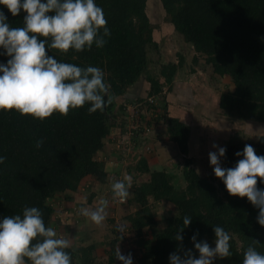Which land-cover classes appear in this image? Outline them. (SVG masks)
<instances>
[{
	"label": "trees",
	"instance_id": "16d2710c",
	"mask_svg": "<svg viewBox=\"0 0 264 264\" xmlns=\"http://www.w3.org/2000/svg\"><path fill=\"white\" fill-rule=\"evenodd\" d=\"M148 1L95 0L105 13L111 33L106 37L107 43L103 48L93 45L91 50L77 53L70 49L68 53H61L48 49L46 45L47 54L59 62L102 69L105 82L110 85L104 111L90 113L86 104L70 110L66 117L53 113L40 121L15 111L0 110V156L6 157L0 164V221L5 216L22 215L25 206L37 207L46 227H49L54 215L51 201L67 191L75 192L86 177H92L99 183L106 181L104 164L95 157L102 150L110 129L116 126L118 114L122 113L123 109L115 113V99L144 77L149 62L147 48L156 46L152 40L153 27L145 12ZM159 1L175 34L190 44L196 54L204 55L214 75L228 77L233 84L231 91L220 94L219 108L229 117L264 124V0ZM0 12L7 17L10 27L23 26L26 16L23 10L13 17L7 8L0 5ZM2 53L3 49H0V64H6L9 57ZM196 61L194 59L193 62ZM176 69V65L162 68L160 76L163 83L147 76V95L156 98L163 84L170 87ZM145 108L147 111L142 110L141 113L139 110L134 119L143 122L150 130L154 127L152 122L157 121L158 127L164 126L165 133L179 153L186 156L189 126L165 114L156 113L155 117L148 103ZM143 127L139 125L137 132L125 127L122 133V137L127 138L125 144L118 143L122 137L115 140V151L122 159H127L135 140L145 136ZM41 138L43 146L37 149L35 143ZM246 144H250L258 156H264V136H261L256 142L226 147L222 167L234 168L243 159L242 155L237 157L235 154L242 153ZM190 164V160L185 158L181 176L184 188L177 190L174 186L176 177L163 170L150 171L145 160H140L137 170L148 174L149 180L135 187L132 200L125 202L136 207V211L126 218L129 227L118 231V234L115 228L112 229V233H116L114 243L119 242L116 244L119 248L124 234H134L139 254L134 253L133 256L131 251L122 253H131L135 259L133 264H169V255L177 250L176 233L184 227V216H190L191 223L182 232L183 246L193 249L194 255L198 256V253H195L191 237L198 233V241L207 240L211 245L210 242L215 240L213 227L218 225L232 237V255L217 259L214 264H243V251L252 245V240L259 242L254 246L264 254V227L256 219L259 210L246 197L230 196L222 180L197 175ZM257 188L264 190V182L258 180ZM159 202L171 204L175 210V215H168L162 229L158 228L153 212V204ZM145 228L149 230V237L143 234ZM92 250L93 246L79 254L70 249L66 251L71 255V264L77 257L79 264H90ZM115 256L114 253L108 257V264L119 262Z\"/></svg>",
	"mask_w": 264,
	"mask_h": 264
},
{
	"label": "clouds",
	"instance_id": "9594fccd",
	"mask_svg": "<svg viewBox=\"0 0 264 264\" xmlns=\"http://www.w3.org/2000/svg\"><path fill=\"white\" fill-rule=\"evenodd\" d=\"M0 5L16 17L21 10L26 13L23 26L10 27L7 17L0 12V49L9 57L6 64H0V110L15 111L21 116H31L43 121L53 113L66 117L70 110L89 105L88 111H104L107 106L109 88L102 69L94 66L79 67L73 63L59 62L46 52L48 49L68 53L103 48L106 37L111 35L103 9L95 0H0ZM49 13H53L49 15ZM106 98V99H105ZM252 131L250 124H245ZM43 138L35 147L43 146ZM218 151L209 152V163L214 176L222 180L230 196L247 198L259 210L257 223L264 227V190L257 188V181L264 182V156H258L255 149L246 144L243 156L234 168H223L221 158L226 148L213 144ZM6 157L0 156V164ZM125 181L127 183H125ZM132 177L112 184L114 198L125 203L130 195ZM109 201L101 199L94 210L81 208V215L94 224L104 223ZM191 223L190 216H184V227ZM176 233L177 250L169 255V264H214L217 259L232 255L231 235L221 226L213 227L215 246L207 240L191 237L193 249L183 246L182 232ZM252 240L243 251V264H264V254L257 251ZM70 238L58 236L52 227H46L42 212L37 207L25 206L22 215L5 216L0 221V264H71L67 249ZM116 259L120 264H133L131 253L124 255L119 248Z\"/></svg>",
	"mask_w": 264,
	"mask_h": 264
},
{
	"label": "crops",
	"instance_id": "0c3cea01",
	"mask_svg": "<svg viewBox=\"0 0 264 264\" xmlns=\"http://www.w3.org/2000/svg\"><path fill=\"white\" fill-rule=\"evenodd\" d=\"M172 32H174V29L171 31V33ZM171 35L176 37V41L179 44L184 43L181 37H178L176 34ZM152 36H154L153 31ZM184 44L186 45V43ZM148 90L149 84L145 79L140 78L134 85L130 86L126 90L124 95L115 99V113H119L118 111L124 109L126 105H131L135 100L147 95ZM168 94V107H175L173 110L171 109L174 111L173 113L175 114V117L172 115L168 116L177 118L182 123L188 125L190 118L189 115L192 113L190 112V90L186 89L185 86L178 85ZM216 95L217 94L210 95V93L208 94L206 92L205 95L201 97L199 96L203 103H201L199 106H196L197 110L202 111L203 109H200L201 106L204 109L219 107V96L217 97ZM196 101H198V98ZM123 119L124 114L122 115V113H119L116 120V126L110 129L108 136L104 139L102 150H100L95 157L97 161H101L104 164V171L107 175L106 182L99 183L92 177H86L82 180L80 185L85 184V192L88 194V199H86L87 202H85V195V197L80 196L82 192H84V188L82 187V189L79 186L75 192L67 191L63 195L56 197L55 200L51 201L54 207V215L50 220L49 227L54 228L57 231L58 236L70 238L71 246L69 249L75 254H79L86 248L93 246L90 256L92 262L90 264H95V261L99 260L100 257L102 258L101 260L104 258L108 259L111 254L116 253L117 248H119L116 245L119 244V242L114 243L116 239V233L118 234V231H123L129 227V223L126 218L136 211L132 204H126L125 206L113 205L114 201L112 199V184L116 180L123 181L126 175H130L132 177V184L128 199L131 201L133 198L134 188L139 185V183L136 182L137 177L135 176L141 174L142 178L144 177L143 182H147L149 180L148 174L139 173L137 170L140 160H145L150 171L163 170L169 174H172L169 172V168H174V166H176V161L174 158L178 159L179 155H181L175 144L169 140L167 134L165 133L164 126L155 127V122H152V126L154 127L152 128L149 136L147 138L146 136H140L138 140L136 139L133 147L126 156L127 159H122V156H120L119 153H116L115 151L114 142L123 136L122 133L125 130V127L127 128L129 126V123H127L125 120L123 121ZM119 124L121 125L119 126L120 128H118ZM122 126L124 127L121 128ZM204 141L205 142L202 143L201 140L197 136H193L192 133H190L188 137V154L193 156L191 157L193 159L190 167L195 170H198L194 161L197 157V154H195V149L198 153H202V155L208 157L209 152H214L218 149H214L212 147L213 144H216L218 147L223 146V144L220 145L222 140L219 141L217 137L210 136L205 138ZM146 145L150 146L151 151L147 152L145 150ZM222 164L223 163L221 162V166ZM178 165L179 163H177V166ZM183 165L184 164L180 165L181 169H183ZM209 167L212 166L210 164L208 165L206 168L208 171ZM180 175L182 176V170ZM125 183L127 182L125 181ZM99 190H103L102 194L99 193ZM91 197L92 199L89 200ZM101 199H107L109 201L108 207L106 208L107 216L104 223L101 225H96L88 217L81 215V213L77 215V210L80 211L79 209L81 208H89L90 210H94L99 206V201ZM149 202H151V199H149ZM157 204H162L164 207H171L170 204L167 205L168 203L165 202H159ZM113 228L116 229L115 234L112 233ZM123 245L124 243L121 244L119 248L121 253L122 251H125L124 247L122 249ZM125 252H127V250ZM79 263L80 259L77 257L74 260V264ZM114 264H120V262H115Z\"/></svg>",
	"mask_w": 264,
	"mask_h": 264
},
{
	"label": "rangeland",
	"instance_id": "374dc122",
	"mask_svg": "<svg viewBox=\"0 0 264 264\" xmlns=\"http://www.w3.org/2000/svg\"><path fill=\"white\" fill-rule=\"evenodd\" d=\"M145 12L147 14V17L150 20V23L153 27V35L152 40L156 43V46L149 45L147 48L148 53V70L145 73L143 79H145L147 76L155 77L159 79L162 83L163 78H161L160 73L164 66L168 65H176V74L173 76L172 81L170 83V87H168L167 84L162 85L161 93L158 95V97H149L148 95H145L144 97L134 101V104L132 105H126L122 111V115L124 114L123 121H131V119L135 116L136 112L132 110L133 107L136 106V104H140L142 102L147 101L148 98H153V103L151 105V109L153 110V114L156 115V113H159L161 115H164L166 117H169L168 115H172L175 117V114L172 111L175 107H168L169 102H167L170 91H172L173 88L176 86H185L186 89L190 90V118L188 125L190 129V133H192L193 136H197L202 143H204L205 138L208 137H217L219 139L220 145L223 144L222 147L226 148L229 145L238 144L242 142H256L259 137L264 136V124H258V123H252L245 121L240 118L236 117H229L227 116L219 107H211L210 108H202L203 110L199 111L197 110L196 106L201 105L202 100L199 98V96H203L206 94V92L210 95L211 94H217L216 96H220L221 93L231 91L233 89V84L231 83L230 79L228 77H222L219 78L217 75H214L212 73L211 66L206 63L204 55L196 54L193 47L190 44L186 45L184 43L179 44L176 41V37L171 34H175V32H172V26L166 21L167 18L165 17L164 10L162 8V5L159 0H149L145 7ZM169 29V30H166ZM157 33V34H156ZM171 33V34H170ZM161 34V35H160ZM194 59H196V63H194ZM170 88H172L170 90ZM205 97V96H204ZM192 98V99H191ZM198 98V101H196ZM106 99V98H105ZM137 102V103H136ZM194 104H193V103ZM192 107V108H191ZM129 108H131L129 110ZM143 106V110H145ZM172 109V110H171ZM147 111V110H145ZM147 119H149V113L147 115ZM142 126H144V123L141 122ZM157 126V121L154 123ZM245 124H250L252 126V131H249ZM163 125V124H158ZM152 130H150L151 133ZM192 131V132H191ZM149 133V134H150ZM189 133V135H190ZM149 134L145 135L146 138L149 136ZM217 141V140H216ZM145 150L151 151V148L149 145H146ZM218 151V149H217ZM195 154H197L196 159L194 160L197 169L194 171L197 175L204 178H213V168L209 167V171L206 169L208 167L209 159L208 157H205V155H202V153H198L195 149ZM192 155V154H191ZM193 156H190V154L179 155V158L175 159L176 166L177 163L179 165L174 168L170 167L169 172L172 173L174 177H176L174 181V186L177 190H183L184 183L181 178L180 172L181 168L180 165L184 164V159H189L190 162H192L191 158ZM223 159L221 158V162ZM191 165V164H190ZM223 165V164H222ZM169 166V165H167ZM176 167V168H175ZM190 167V166H189ZM191 168V167H190ZM137 177L136 182L141 183L144 180V177L142 178V175H136ZM146 179V178H145ZM106 182V181H105ZM217 186V183H214ZM79 187H83L82 194L80 196L85 197V202H87L86 199H88V194L85 192V184L80 185ZM103 190H99V193L102 194ZM84 193V194H83ZM94 196V194H93ZM92 196V197H93ZM89 198V200L92 199ZM114 201L113 205H121L125 206L126 203H120L118 198H112ZM118 199V200H117ZM134 206V204H132ZM153 211L154 215L156 216L157 222H158V228L162 229L166 225V219L168 215H175L174 207L170 206H162V204H153ZM169 205V204H167ZM135 207V206H134ZM136 209V207H135ZM80 210V209H79ZM77 215H79L80 211L77 210ZM126 225V224H125ZM143 234L145 237H149V230L144 229ZM124 239H122V243L124 245L122 246V249L124 247L125 251L129 250L131 251L132 255L134 256L137 253L138 248L136 246L135 241V235L132 233H126L124 234ZM215 240H212L210 243L214 247ZM122 251V250H121ZM123 252V251H122ZM101 255V254H100ZM100 257L99 260L95 261V264H108L107 259H103ZM135 262V259L133 260Z\"/></svg>",
	"mask_w": 264,
	"mask_h": 264
},
{
	"label": "built area",
	"instance_id": "2783aa9c",
	"mask_svg": "<svg viewBox=\"0 0 264 264\" xmlns=\"http://www.w3.org/2000/svg\"><path fill=\"white\" fill-rule=\"evenodd\" d=\"M152 100H153V98H148V99H147V103L150 104V105H152V103H153ZM147 103H146V102H141L140 104H136V106L133 107L132 110H134V111L136 112V114H138L139 110H140V112L142 113L143 106H144V108H145V105H147ZM130 109H131V108H129V110H130ZM136 114H135V115H136ZM151 114H153V110H152ZM154 116H155V115H154ZM155 117H156V116H155ZM134 118H135V117H133V118L131 119V121H129V130H135V131L137 132V129L139 128V125H141V122H137V120H135ZM143 128H145V129H144V135H147V134L150 133V128H147L145 125H144ZM126 139H127L126 137H122V140H120L118 143H119V144H125V140H126ZM119 202H120V201H119Z\"/></svg>",
	"mask_w": 264,
	"mask_h": 264
}]
</instances>
